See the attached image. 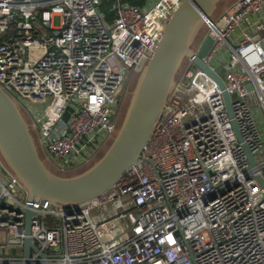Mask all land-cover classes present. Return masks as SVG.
I'll return each mask as SVG.
<instances>
[{
	"label": "built area",
	"instance_id": "1",
	"mask_svg": "<svg viewBox=\"0 0 264 264\" xmlns=\"http://www.w3.org/2000/svg\"><path fill=\"white\" fill-rule=\"evenodd\" d=\"M183 1L115 0L107 21L102 0H0V87L54 171L86 169L111 144L126 84ZM204 24L139 158L103 193L70 207L30 198L0 153V264H264V0Z\"/></svg>",
	"mask_w": 264,
	"mask_h": 264
},
{
	"label": "water",
	"instance_id": "2",
	"mask_svg": "<svg viewBox=\"0 0 264 264\" xmlns=\"http://www.w3.org/2000/svg\"><path fill=\"white\" fill-rule=\"evenodd\" d=\"M228 0H184L166 22L164 36L151 60L139 74L125 109L119 130L108 148L85 170L64 175L52 170L41 155L30 124L17 102L0 87V153L7 166L26 188L30 198H46L55 203L77 206L106 191L139 158L161 114L184 60L192 55V45L204 24ZM213 37L207 35L200 50L205 55ZM196 64L219 83L224 90L230 116H233L230 94L223 78L201 60ZM238 138L242 136L232 121ZM244 148L253 165V155ZM264 186V179L259 177ZM33 211H27L26 231H30ZM25 256L37 247L27 238Z\"/></svg>",
	"mask_w": 264,
	"mask_h": 264
},
{
	"label": "rangeland",
	"instance_id": "3",
	"mask_svg": "<svg viewBox=\"0 0 264 264\" xmlns=\"http://www.w3.org/2000/svg\"><path fill=\"white\" fill-rule=\"evenodd\" d=\"M232 2V0H228V1H226V2H224V3H222L220 6H219V8L217 9V11L216 12H214L213 13V18H217V16L230 4ZM201 32H207V26L205 25V24H203L202 25V27H201V31H200V33ZM199 33V35L196 37V39L201 35V34H204V33H201L200 34ZM42 49H37V48H32L31 49V54L34 56V57H38V56H40V54L42 53ZM140 74V73H139ZM139 74L138 75H135L131 80H130V82H129V84H128V86H126V89H125V91H124V95H122V96H124L123 98H124V100H123V104H122V106H121V110H120V112L118 113V119H123V116H124V112H125V109L127 108V105H128V103H129V100H130V98H131V94H132V92H133V90H134V88H135V86H136V83H137V80H138V78H139ZM122 98V99H123ZM124 106V107H123ZM37 107H38V109L39 108H42L40 105H33V107H32V110H35V109H37ZM123 112V113H122ZM35 116H36V118L39 120V123H41L42 122V120H41V118H42V114L40 113V112H35ZM108 148V147H107ZM105 151V150H104ZM103 151V152H104ZM47 165L52 169V170H54L53 169V167L51 166V164L49 163V162H47ZM83 170H85V169H82V170H79V171H71V172H69V173H61V174H64V175H74V174H77V173H79V172H81V171H83ZM56 172V171H55ZM59 173V172H58Z\"/></svg>",
	"mask_w": 264,
	"mask_h": 264
},
{
	"label": "trees",
	"instance_id": "4",
	"mask_svg": "<svg viewBox=\"0 0 264 264\" xmlns=\"http://www.w3.org/2000/svg\"><path fill=\"white\" fill-rule=\"evenodd\" d=\"M126 1H129V2L136 4V5H139V6H143L147 0H126ZM114 2H115V0H102L101 4L99 6L100 11L105 14L107 21H112V19L114 18V14H115ZM201 33H204V32H201ZM202 35L203 34H201L200 36H202Z\"/></svg>",
	"mask_w": 264,
	"mask_h": 264
},
{
	"label": "flooded vegetation",
	"instance_id": "5",
	"mask_svg": "<svg viewBox=\"0 0 264 264\" xmlns=\"http://www.w3.org/2000/svg\"><path fill=\"white\" fill-rule=\"evenodd\" d=\"M130 82V81H129ZM129 82L126 84V86H128Z\"/></svg>",
	"mask_w": 264,
	"mask_h": 264
}]
</instances>
